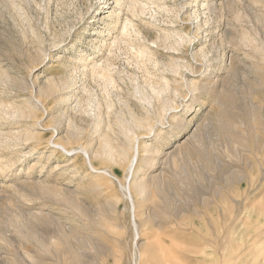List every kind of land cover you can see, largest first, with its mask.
I'll return each mask as SVG.
<instances>
[{"label":"rangeland","instance_id":"374dc122","mask_svg":"<svg viewBox=\"0 0 264 264\" xmlns=\"http://www.w3.org/2000/svg\"><path fill=\"white\" fill-rule=\"evenodd\" d=\"M107 1L0 0V264H264V0ZM118 2L114 45L96 9ZM135 138L136 229L117 182L53 145L124 183Z\"/></svg>","mask_w":264,"mask_h":264},{"label":"bare ground","instance_id":"6f19581e","mask_svg":"<svg viewBox=\"0 0 264 264\" xmlns=\"http://www.w3.org/2000/svg\"><path fill=\"white\" fill-rule=\"evenodd\" d=\"M112 0H108L107 2L109 3V2H111ZM118 1H122V0H118ZM106 2V3H107ZM199 2V1H198ZM209 2V1H208ZM207 3V2H206ZM118 4H119V2H118ZM124 4V3H123ZM111 5H114V2H111ZM125 5V4H124ZM203 5H205V4H203ZM115 6V5H114ZM128 6V5H127ZM212 6V5H211ZM214 6V5H213ZM103 7V6H102ZM111 7V6H110ZM117 7H118V9H117V11L116 12H118V13H116V15H115V18H112V16L114 15L112 12L109 14L108 12H106V11H103L100 7H97V9H96V13L98 14L97 16H96V20H95V22L96 23H100V22H105V24L107 23V25H109V22H112V24L113 25H115L116 26V31H117V29L120 31V35H118V34H116L115 35V37L114 36H110L109 35V37H108V41H109V43L111 42V43H114V45H115V43L117 44V42H119V41H125L126 39V35H127V33H128V31L130 30L129 28L130 27H132V21H129L130 19H128L127 18V20L126 21H124L121 17V13H122V8H123V6L121 5V4H119V5H117ZM210 6H208V8H209ZM136 8H137V3H135V2H133L132 4H130V6H129V10H131V12H134L135 13V11H136ZM107 9H110L109 7H107ZM112 9V8H111ZM127 9V8H126ZM206 9V8H205ZM122 10V11H121ZM141 10V9H140ZM144 10V9H143ZM209 11H210V9H209ZM121 12V13H120ZM144 12V11H143ZM108 13V16H106V15H104V17H101V15H103V14H107ZM124 14V13H123ZM122 14V15H123ZM132 19H134V18H132ZM131 19V20H132ZM131 30H132V28H131ZM115 31V30H114ZM171 36H179V37H181V35L180 34H178V33H166V35H165V39H168V38H170ZM128 38V37H127ZM130 41V40H129ZM107 42V41H106ZM130 44H131V41H130ZM101 46V45H100ZM118 46H119V44H118ZM103 47V46H102ZM101 47V48H102ZM105 47V46H104ZM109 46H108V44L106 45V48H108ZM117 47V46H116ZM103 49V48H102ZM135 49V48H134ZM100 51H102V50H100ZM102 53V52H101ZM109 53V52H108ZM137 54L136 55H138L140 58H142V59H151V56H152V52H151V50L148 48V47H145V46H140V47H138L137 48V52H136ZM105 54V53H104ZM138 57V58H139ZM137 58V57H136ZM139 58V59H140ZM141 59V60H142ZM152 59H153V57H152ZM80 61H79V64L80 65H83L85 68L87 67V66H89L90 68H89V70L91 69V72L93 73V74H96V75H98V76H100L101 78H103L105 81H107L109 84H108V86L109 85H111V84H113V82H114V80H113V78H112V76L113 75H111L112 73V71H111V68H110V66L112 67V65H110L107 61L105 62V61H100V60H95L94 58L93 59H88V58H80L79 59ZM88 60V61H87ZM209 61H212V60H209ZM214 61V60H213ZM172 70H174V71H176V72H178L177 70H178V68H177V66H175V65H173L172 67ZM87 69V68H86ZM216 67H213V66H211L210 67V69H209V71L208 72H214V71H216ZM218 70H219V68H218ZM88 71V70H87ZM217 72V71H216ZM91 73V74H92ZM111 73V74H110ZM95 75V76H96ZM97 77V76H96ZM166 80H164L163 82H165ZM208 81V80H207ZM71 82V81H70ZM166 83V82H165ZM164 83V86L167 84H165ZM211 83V81L210 82H206L205 84H197V82L196 83H194L193 85H192V89L194 90V91H197L198 89H203V88H206V87H209L208 85ZM73 84V83H72ZM107 84V83H106ZM67 85H68V83H67ZM66 85V86H67ZM202 85V86H201ZM68 86H70V85H68ZM113 86V85H112ZM166 87H168V86H166ZM62 89H63V87H61ZM61 88H57V90L58 89H60V92H58V93H61ZM158 88H161V86L160 87H158ZM68 88H66V90H67ZM69 89H70V87H69ZM167 89V88H166ZM164 90L165 89H158V90H156V91H154V93H156L157 94V96L159 97V96H161V95H163L165 92H166V90H165V92H164ZM57 92V91H56ZM169 103V101L166 103V104H168ZM173 104L175 103V102H172ZM171 103V107H172V104ZM170 104V103H169ZM92 105V104H91ZM90 105V106H91ZM166 106V105H165ZM168 106H170V105H168ZM87 107H89V106H87ZM94 107V106H93ZM2 108V107H1ZM165 108V107H164ZM163 108V109H164ZM189 108V107H188ZM3 109V108H2ZM97 109V108H96ZM90 110V109H89ZM165 110H166V108H165ZM167 110H170V108L168 109L167 108ZM1 111H3V110H1ZM3 112H5V111H3ZM1 113V112H0ZM3 116H4V114H2ZM181 119V118H180ZM183 121V120H182ZM177 122V121H176ZM137 123V125H138V122H136ZM179 123L181 124V122H180V120H179ZM136 125V126H137ZM140 125V124H139ZM139 125H138V127H139ZM149 125V123L146 125V126H148ZM141 127V126H140ZM148 128H149V126H148ZM151 129V128H150ZM128 135H130V131H128ZM52 140V139H51ZM50 140V141H51ZM53 143V142H52ZM50 144H51V142H50ZM53 145H54V148H58V149H60L61 151H62V153H63V155H66V156H71V157H73L74 155H77V154H82L83 156H84V158L86 159V163H87V165L90 167V170H92L94 173H97V174H100V175H104V176H107V177H109V178H111V179H113L114 181H116L117 182V184H118V186L120 187V189L122 190V192L124 193V196H125V199L129 202V205H130V211H131V219H132V223H133V226H134V228L136 229V206H135V200H134V196H133V192H132V187L135 185V187H136V190L139 192V193H143L144 191H146L145 190V187H144V185H143V183H135L134 184V182H133V179H134V177H135V175H136V167H137V165H138V162H139V157H140V142H139V139L138 138H135V140H134V144H133V146H132V151H133V154H132V157H131V159H130V161H129V165H128V167H127V176H126V179H125V182L124 183H122L117 177H115L108 169H104V170H100V169H97V168H95L94 167V165H93V161H92V159H91V156L89 155V153L87 152V150L86 149H75V148H72V149H67L65 146H63L62 144H60V143H53ZM53 147V146H52ZM148 147V146H147ZM53 148V149H54ZM103 148H104V145H103ZM113 148V147H112ZM3 149H5V147L3 148ZM114 149V148H113ZM148 149V148H147ZM1 150V149H0ZM105 150H107L108 151V154L109 155H113L112 153H110L111 152V145L109 144V143H105ZM104 150H102V152H103ZM115 151V150H114ZM144 151V150H143ZM149 150H145L144 152H143V154H145V152L147 153ZM151 151V150H150ZM104 152H106V151H104ZM116 152V151H115ZM114 152V153H115ZM1 154V153H0ZM3 154V153H2ZM1 154V155H2ZM104 154H106V153H104ZM99 155V154H98ZM107 155V154H106ZM145 155H147V157H148V154H145ZM104 156V155H103ZM108 156V155H107ZM3 157V156H2ZM111 157V156H110ZM142 157H144V156H142ZM99 158V157H98ZM144 158H146V157H144ZM94 159H95V157H94ZM142 160V159H141ZM145 160H147V159H145ZM9 163H11V162H9ZM8 163V164H9ZM262 163V162H261ZM4 164H5V162H4ZM4 164H3V162H0V172L1 173H5V166H8L7 165V163L5 164V166H4ZM12 164V163H11ZM14 164V163H13ZM10 165V164H9ZM11 167H12V165H11ZM260 167H261V165H260ZM8 168V167H7ZM9 169V168H8ZM12 169H13V167H12ZM9 172V171H8ZM7 172V173H8ZM93 173V174H94ZM92 174V173H91ZM29 175V174H28ZM2 176V175H1ZM95 176V175H94ZM92 178V177H91ZM94 178H96V177H94ZM3 179V178H2ZM97 180H99V179H97ZM97 180H94V182H96ZM93 181V180H92ZM97 183V182H96ZM253 186V185H252ZM134 188V187H133ZM135 189V188H134ZM136 190H135V192H136ZM239 200V199H238ZM225 229V228H224ZM137 235V234H136ZM219 239H220V237H219ZM218 239V240H219ZM138 240V239H137ZM213 240H215V239H213ZM217 240V239H216ZM217 242V241H216ZM205 243H207V242H205ZM137 244V243H136ZM212 244V243H211ZM211 244H209V242H208V245H211ZM204 245V244H203ZM212 247H214L213 245H211ZM219 247V246H218ZM207 248H209V247H207ZM210 249V248H209ZM211 250V249H210ZM214 252H215V250H213ZM216 252H218V250L216 251ZM147 253V252H146ZM199 253V252H198ZM204 254V252H201V254ZM209 253H211L212 254V252H210L209 251ZM201 254H198V255H201ZM207 254L208 253H206V255H204V256H207ZM211 254H209L208 256H210ZM214 254V253H213ZM212 254V255H213ZM203 256V255H202ZM142 260V257H141V254H140V261ZM139 261V262H140ZM59 263V262H58Z\"/></svg>","mask_w":264,"mask_h":264}]
</instances>
